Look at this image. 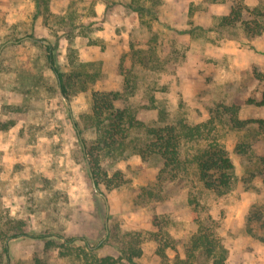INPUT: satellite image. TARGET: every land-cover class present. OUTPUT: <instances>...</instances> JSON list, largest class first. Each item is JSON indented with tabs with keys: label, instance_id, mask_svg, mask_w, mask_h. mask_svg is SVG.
I'll use <instances>...</instances> for the list:
<instances>
[{
	"label": "rangeland",
	"instance_id": "obj_1",
	"mask_svg": "<svg viewBox=\"0 0 264 264\" xmlns=\"http://www.w3.org/2000/svg\"><path fill=\"white\" fill-rule=\"evenodd\" d=\"M245 1L47 0L34 19V0H0V264H33L34 255L47 264L83 263L81 241L45 250L42 240L7 237L18 221L28 233L91 242L110 233L96 255L133 248L141 250L134 257L140 264L187 258L211 264L201 251L188 257L198 229L193 217L227 249V264H264V105L255 103L264 101V0L254 7ZM231 7H240L261 34L249 35L239 22L221 25ZM44 40L55 49L67 98L48 68ZM225 74L227 82L217 84ZM94 91H117L114 105L145 126L174 125L183 161L208 144L224 147L234 165L231 188L223 194L205 188L187 163L157 190L162 160L134 153L145 137L135 124L124 150L104 155L91 120ZM233 105L239 119L249 120L242 128L224 110ZM67 109L86 145L99 151L111 185L100 186L105 206L94 194ZM196 124L200 134L188 137L187 127ZM121 153L126 157L119 160ZM149 191L161 199L144 205Z\"/></svg>",
	"mask_w": 264,
	"mask_h": 264
},
{
	"label": "trees",
	"instance_id": "obj_2",
	"mask_svg": "<svg viewBox=\"0 0 264 264\" xmlns=\"http://www.w3.org/2000/svg\"><path fill=\"white\" fill-rule=\"evenodd\" d=\"M47 1V0H46ZM45 0H34V14L33 18L36 19L41 15V7L46 4ZM244 10L248 11L247 7H243ZM46 10V8H45ZM136 11L139 9H135ZM45 18V23L47 18ZM221 25H233L236 22L241 23L243 29L251 36H258L261 34V27L257 26L255 29L252 27L241 14V9L238 7H231L230 13L226 16L219 18ZM181 33H188L189 30H181ZM45 59L50 71L54 74L59 91L62 96L67 98V91L64 84V76L62 71L59 69V65L56 58L54 47L48 43L45 46ZM119 93L117 91H94L92 93V115L91 120L93 126L100 132L97 146L99 150L104 151L107 154H112L114 150L120 148L122 152L126 145V138L129 136V129L135 124L138 128H143L144 140L140 142L134 153L138 154L142 160H145L148 155H158L162 160V167L156 174V181L154 187L157 190L161 189V183L164 180H174L179 176L178 169H185L186 164H190L196 167L197 177L203 182V185L207 189H211L219 194L227 192L231 188L232 181L234 180L233 170L234 165L228 154V151L219 145L208 144L203 148H198L195 153L183 161L180 158L179 146L182 136L174 125L166 124L160 127L145 126L136 121V117L131 114L127 109L117 108L114 102L118 99ZM247 104L254 103L253 100H247ZM258 105H264V101L255 102ZM225 112L229 114V120L234 128H242L249 122V120H242L237 117L238 106L233 105L232 107H225ZM67 116L71 120L74 134L78 140L81 148L82 155L88 165V174L91 181L96 186L94 194L105 206V196L101 189V184H104L110 189L109 181H105V173L100 170L99 151L93 150L92 147L86 145V141L82 136V130L78 126V123L73 119L70 109H67ZM135 120V121H134ZM257 122V121H256ZM260 122V121H258ZM200 124L187 127V136L192 138L196 134H200ZM189 134V135H188ZM132 142V141H131ZM122 154V153H121ZM123 155V154H122ZM124 156V155H123ZM126 156L120 158L124 159ZM260 163L263 166L264 175V155L259 157ZM107 182V183H106ZM147 200L143 204H147L151 201H159L161 195L153 192H147ZM190 204H193L191 200ZM194 212V211H193ZM110 219V215L106 216ZM198 222L197 232L190 238V249L188 251V257L192 258L193 252L201 251L205 256V259L211 261V264H227V249L221 244L220 240L213 235L208 234L199 223L196 217H193ZM24 224L17 222V225L11 227L13 233L7 235L9 238H16L21 236H28L33 239L42 240L44 243V249H49L55 242L60 243L61 246H67L73 244L76 241H81L83 244L84 255L82 264H124L121 262L124 258L127 264H140L135 260L134 257H138L141 253L140 249H120L121 255L114 256L111 253L105 255H96L95 251L102 249L108 242L110 233L106 234L105 238L98 240L97 242H91L85 236H65L60 233H28L24 228ZM105 228V227H104ZM261 228L264 229V223H261ZM5 254L8 252L7 245L3 246ZM86 252V253H85ZM157 254L161 257H165V253L160 247L157 248ZM33 264H47L43 258L38 255L33 256ZM175 264H191L188 258L181 263L175 262Z\"/></svg>",
	"mask_w": 264,
	"mask_h": 264
},
{
	"label": "crops",
	"instance_id": "obj_3",
	"mask_svg": "<svg viewBox=\"0 0 264 264\" xmlns=\"http://www.w3.org/2000/svg\"><path fill=\"white\" fill-rule=\"evenodd\" d=\"M245 3L247 4V5H249V6H256L258 3H259V0H246L245 1ZM98 14V13H97ZM221 76V75H220ZM225 80V81H224ZM227 75L225 74V78H223L222 77V79L221 78H219V80L217 81V84H223L224 82H227ZM221 90L223 89V88H220Z\"/></svg>",
	"mask_w": 264,
	"mask_h": 264
},
{
	"label": "water",
	"instance_id": "obj_4",
	"mask_svg": "<svg viewBox=\"0 0 264 264\" xmlns=\"http://www.w3.org/2000/svg\"><path fill=\"white\" fill-rule=\"evenodd\" d=\"M44 43H45V44H48V42H47L46 40H44ZM91 183H92V187H93L94 191H96V186H95L94 182L91 181ZM103 197H104V199H105V196H103ZM105 202H106V199H105ZM106 212H108V206H107V203H106ZM106 224H107V218L105 217V226H106Z\"/></svg>",
	"mask_w": 264,
	"mask_h": 264
}]
</instances>
